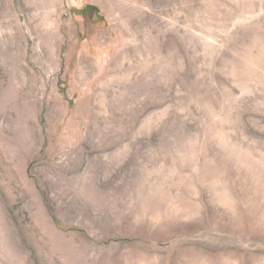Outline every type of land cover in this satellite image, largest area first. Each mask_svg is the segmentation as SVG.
Listing matches in <instances>:
<instances>
[{
  "label": "rangeland",
  "instance_id": "1",
  "mask_svg": "<svg viewBox=\"0 0 264 264\" xmlns=\"http://www.w3.org/2000/svg\"><path fill=\"white\" fill-rule=\"evenodd\" d=\"M0 264H264V0H0Z\"/></svg>",
  "mask_w": 264,
  "mask_h": 264
}]
</instances>
